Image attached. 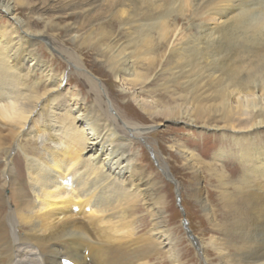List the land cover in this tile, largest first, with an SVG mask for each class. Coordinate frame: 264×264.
Listing matches in <instances>:
<instances>
[{
	"label": "bare ground",
	"instance_id": "6f19581e",
	"mask_svg": "<svg viewBox=\"0 0 264 264\" xmlns=\"http://www.w3.org/2000/svg\"><path fill=\"white\" fill-rule=\"evenodd\" d=\"M0 10L10 20L0 29V264H25L28 252L44 264H146L176 246L157 222L139 236L131 225L141 197L160 198L134 141L147 130L110 112L94 75L62 86L64 72L37 55L51 28L75 47L62 50L74 63L89 43L151 119L214 131L215 161L188 142L169 146L198 182L191 197L203 200V174L212 188L202 219L214 234L188 236L203 264H264V0H0ZM157 74L166 100L141 95Z\"/></svg>",
	"mask_w": 264,
	"mask_h": 264
},
{
	"label": "rangeland",
	"instance_id": "374dc122",
	"mask_svg": "<svg viewBox=\"0 0 264 264\" xmlns=\"http://www.w3.org/2000/svg\"><path fill=\"white\" fill-rule=\"evenodd\" d=\"M22 1L27 2V0ZM35 1L38 2L40 0ZM1 10L0 14L4 16L5 13ZM17 12L23 19L27 20L28 16L26 9H19ZM39 12L41 15L42 12ZM7 20H9L8 17L0 18V29H2V31L5 30L4 24L6 25ZM30 28L43 29V26L42 24L35 25L34 23H31ZM55 31L56 30H53V28L46 29L45 33L47 34V37H45V40L38 39L40 45L37 47V55L43 61L51 65L52 71L55 74L64 72L62 86L77 89L76 85L79 79L76 73L78 72L90 76L94 75L95 80L105 92L103 98L104 104L109 108L110 112L114 115L116 113L118 115L121 114V116L124 115L125 118L127 117V119L142 125L140 127L145 128V131L147 130L142 135L145 141L144 143L142 140L138 139H134V141L137 142V148L141 154L144 165H146L150 171L152 170V172H154L153 174L157 178V181H160L158 187L160 198L157 202H153L147 198V202H145L143 197H141L136 208L132 212L133 218H131V225L133 224L132 226L137 228L136 236H139L141 234H146L152 225L151 223L157 222L163 230L167 229V231H169L172 238L174 237V241L177 243L175 242L176 246L173 245L171 249L165 248L158 254L154 253L150 255L145 260L140 261V263L203 264L198 257L197 248L194 246L192 239L187 235V231L185 229L190 230L193 238H199L203 233L205 234L204 236L202 235L203 237L209 236L213 233L209 229L210 224L208 221L205 222V220L202 219L206 213L202 207V202L206 199L208 192L212 190L209 183V175L207 174L205 178L203 174V176L199 179V186H201L204 196L203 200L198 201L191 197L192 189H194L196 185L198 186V182L192 180L193 178L190 176L191 174L189 173V170L182 163L181 159L178 160L175 158L177 155L169 146L172 143V138L181 143L188 142L189 146H195L193 148L200 151L202 158L208 161H215L214 158L219 159V157L215 156L217 148L216 146H213V144L216 141L214 142V138L211 136L214 131H202L203 129L201 128H194L192 126L189 127L178 121H165L160 117L151 119L150 116L140 111L135 103L130 100V91H128L126 85L121 82H115L114 77L108 74V69L101 64V62L96 60L95 51L91 50L92 48L89 43H84L85 47L81 49L83 50L81 53L82 57L79 59V62L74 63L62 52L64 49V51L69 50V52H72L74 47L73 44L61 34L53 35ZM46 39L52 41V43ZM30 62L31 61L27 64H30ZM161 81V78L157 74L155 80L148 85L147 93H142L141 95L147 98L151 95L154 98H162L166 100L168 98V94L162 86H159ZM122 88L126 89V91L122 92ZM84 90L87 91L88 88L85 87ZM92 100L93 97L91 96L87 101ZM110 105H112V107ZM120 126L124 128L122 123H120ZM258 130L260 132V136L263 134L261 136L262 138L259 139L264 142V133H262L264 131V127H261ZM201 131L207 134L204 135L203 138L202 135H200ZM35 144H37V142H35ZM35 144H33V146H35ZM15 155L16 153L13 151L10 158H14ZM155 155L160 162H163L167 171H169V178L161 169H159ZM225 161L228 162V165L224 164L227 169L240 164L237 163V160L235 159H225ZM19 164V160L17 159L16 164L14 165L13 163L14 169L15 166H18ZM4 193L9 195V190L6 189ZM150 203H152V207L150 205L148 206ZM1 210L3 209L1 208ZM132 220H134L133 223ZM183 220L187 222V228L184 227ZM31 248L32 247L30 246L27 250H31ZM170 253L173 255V258L169 256ZM22 258H29V260L24 262L25 264H44L40 255L31 252L23 254ZM206 264L218 263L214 259V255H210L209 261Z\"/></svg>",
	"mask_w": 264,
	"mask_h": 264
}]
</instances>
